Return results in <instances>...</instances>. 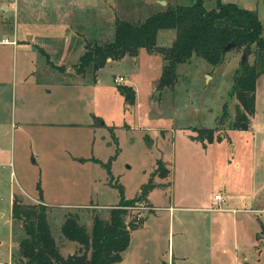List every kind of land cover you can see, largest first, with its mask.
Instances as JSON below:
<instances>
[{
  "label": "rangeland",
  "instance_id": "1",
  "mask_svg": "<svg viewBox=\"0 0 264 264\" xmlns=\"http://www.w3.org/2000/svg\"><path fill=\"white\" fill-rule=\"evenodd\" d=\"M221 1L255 10L264 26V0ZM192 2L20 1L19 15L42 18L47 36H59L65 42L58 46L62 49L71 44L73 56L63 61L54 49L30 57L21 44L16 51L0 52V212L5 214L0 217V264H23L17 245L23 229L19 222L7 221L10 186L26 202L32 201L20 185L29 197L44 201L52 236L66 256L78 248L61 232L67 215H76L88 228L94 215L108 218L111 207L122 198L138 197L147 183L153 185L150 202L145 198L127 210L126 221L143 217L145 223L133 230L130 249L137 242L144 245L152 264L162 259L169 264H212L213 230L221 243L215 264H232L236 254L247 264H264V69L256 81L248 128L228 126L238 102L229 92L242 49L227 50L217 66L193 56L176 66L171 85L160 86L167 62L162 51L176 35L173 29H162L151 49L140 47L133 54L108 58L95 72L88 68L85 84L71 89L74 101H54L59 91L45 90L44 101H21L24 69L76 68L83 46L111 41L119 21L139 25L168 6ZM203 3L211 9L216 0ZM51 44L57 43L53 39ZM247 60L253 61L251 52ZM120 76L125 81L115 83ZM123 86L134 89L133 104L120 93ZM224 104L229 115L218 126ZM216 127L210 141L199 137L200 130ZM79 158L84 162H77ZM157 182L160 188H154ZM216 192L223 194L228 210H204ZM239 194L244 195L246 210L241 209ZM213 214L219 217L210 226L208 216Z\"/></svg>",
  "mask_w": 264,
  "mask_h": 264
},
{
  "label": "trees",
  "instance_id": "2",
  "mask_svg": "<svg viewBox=\"0 0 264 264\" xmlns=\"http://www.w3.org/2000/svg\"><path fill=\"white\" fill-rule=\"evenodd\" d=\"M162 29H173L176 35L171 46L162 51L167 62L160 86L171 85L175 79L176 66L193 56L217 66L224 59L223 47L231 41L235 43L236 50L249 49L253 61L240 63L234 74L229 96H235L238 102L235 116L228 123L233 129H247L249 116L254 113L256 81L264 69V26L255 10L240 7L236 3L216 0L215 6L207 9L203 0H194L189 5L168 6L139 25L119 21L111 41L87 44L76 70L83 73L91 68L95 72L108 58L113 60L126 53L133 54L140 47L151 49L155 45L157 32ZM119 90L128 104L134 103L135 91L132 87L123 86ZM228 115L224 104L218 126L225 122ZM217 129H202L199 137L210 141ZM158 164V168L162 167L160 161ZM152 188V183H147L138 197L122 198L111 207L108 219L94 215L90 228L81 224L76 215H67L61 225V232L78 248L66 256L52 236L47 206L41 202H26L21 196L15 195L11 217L21 224L24 232L17 244L19 258L23 264H118L122 260V253L129 246L131 231L144 221L141 218L126 221L127 210L144 200Z\"/></svg>",
  "mask_w": 264,
  "mask_h": 264
},
{
  "label": "crops",
  "instance_id": "3",
  "mask_svg": "<svg viewBox=\"0 0 264 264\" xmlns=\"http://www.w3.org/2000/svg\"><path fill=\"white\" fill-rule=\"evenodd\" d=\"M20 1L24 4L26 2L22 0H0V52L6 48L7 51H16L19 44H21L25 49L22 50L23 53H26L27 56L34 57L36 53H38L40 56H46L49 52H52L54 49L60 51V59L63 60L62 56L67 61V58H70L73 56V48L70 46L71 44H67L65 49H62L58 47L59 45H63L65 42H62L60 37L56 34L53 36H47L46 32L44 31L43 26H46L47 22H44L42 18L36 17V16H24L23 13L19 15V4ZM13 7V8H12ZM56 7V11H57ZM11 10L17 11L14 15H11ZM54 21V20H53ZM55 21H58L56 19ZM51 26L54 24L50 22ZM12 26V27H11ZM11 35V36H10ZM53 39L56 45L51 44L53 42ZM46 41V44L44 41ZM50 43H47V42ZM26 46V47H25ZM87 45L83 46V49L86 50ZM62 49V50H60ZM80 56V55H79ZM88 69V68H87ZM87 69L85 72L80 73L76 70V68L73 67H63L58 68L54 65H45L40 67H29L24 69L23 71V77H22V89H21V101H44L43 100V90H45L47 93H52V91H59V94L56 95L54 101H74L73 92L72 90L75 88V85L81 87V85L85 84L84 81V74L87 72ZM55 74L54 77H50L49 74ZM29 75H34L32 78H30ZM81 84V85H80ZM73 88V89H72ZM72 89V90H71ZM78 159V158H77ZM77 162H84L83 159L79 158ZM3 170V166L0 165V172ZM2 173V172H1ZM0 173V176L2 175ZM13 172H10V175H12ZM168 176L170 177V169L168 172ZM171 183L172 181L169 180ZM160 183L157 182L154 186V188H160L158 187ZM3 186V180L0 179V187ZM4 187V186H3ZM20 191L22 194L27 196L31 199L32 202H41L44 201L42 199L31 198L29 197V193L20 185ZM151 191V190H150ZM19 191H16L14 189V186H10L8 189V207H9V216L7 221L9 224L12 225V217H11V206L12 201L15 195H18L20 197L21 193L18 194ZM150 194L149 192L147 194L146 200L150 202ZM215 194H218V192L214 193L209 198V205L210 207L205 208L204 210L214 213V212H221L216 210H211L212 207L220 206L224 211L225 209L228 210V208H224L223 204L225 203V200L222 203H218L216 201H213V196ZM223 195V194H222ZM0 196L1 193H0ZM239 199L241 200V205L243 208L242 210H246V201L243 194H239ZM24 198L23 196H21ZM2 198V197H1ZM150 206V205H149ZM154 207V206H151ZM171 209V207H168ZM154 211V210H153ZM236 211V209H233L232 212ZM220 216L222 213H218ZM218 214L209 215V223L210 226L213 223H217L218 221ZM5 214L3 212H0V217L3 218ZM109 218V216H108ZM103 218V219H108ZM142 219H144L142 217ZM145 223L143 221V226ZM92 225V220H91ZM140 226V227H141ZM91 227V226H90ZM88 227V228H90ZM139 228V227H138ZM137 228V229H138ZM136 229V230H137ZM261 232V231H260ZM211 239H213L212 243H210V255L212 264L216 263L217 256L218 255V246L221 244L218 241V233H214L213 230L210 232ZM133 237V230L130 234V243L128 248L122 253V260L118 264H152L149 257L145 254V246L141 243L137 242L135 244V247L130 249L131 242ZM258 237V235H257ZM238 243V242H237ZM61 251H63V248H60ZM71 253V252H70ZM69 253V254H70ZM246 259H240V257L236 254L232 258V264H247ZM163 262L169 264V262H166L164 259L160 260V264ZM244 262V263H243Z\"/></svg>",
  "mask_w": 264,
  "mask_h": 264
},
{
  "label": "built area",
  "instance_id": "4",
  "mask_svg": "<svg viewBox=\"0 0 264 264\" xmlns=\"http://www.w3.org/2000/svg\"><path fill=\"white\" fill-rule=\"evenodd\" d=\"M115 83L120 84L125 81L123 77H118L114 79ZM213 201H216L218 203H222L224 201L223 195L222 194H215L213 196ZM211 210H216V211H222L223 209L220 206L212 207Z\"/></svg>",
  "mask_w": 264,
  "mask_h": 264
},
{
  "label": "water",
  "instance_id": "5",
  "mask_svg": "<svg viewBox=\"0 0 264 264\" xmlns=\"http://www.w3.org/2000/svg\"><path fill=\"white\" fill-rule=\"evenodd\" d=\"M235 43L233 41H231L230 43L226 44L222 51L225 53L227 50H229L230 48L234 47ZM249 55V49L248 48H244L242 51V57H241V64L244 63L247 60V56ZM110 60V59H108ZM158 93V92H157Z\"/></svg>",
  "mask_w": 264,
  "mask_h": 264
}]
</instances>
